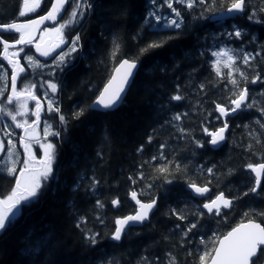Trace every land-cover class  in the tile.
Masks as SVG:
<instances>
[{"label":"trees","instance_id":"trees-1","mask_svg":"<svg viewBox=\"0 0 264 264\" xmlns=\"http://www.w3.org/2000/svg\"><path fill=\"white\" fill-rule=\"evenodd\" d=\"M52 2L44 0L38 14L20 17L18 13L22 11L23 0H0V25L24 22L44 15L50 10ZM89 2L93 7L84 18L63 30L64 34L69 31L70 37L79 32L81 47L74 55L72 65L64 73H57L60 83L59 106L68 123L67 131L61 127V137L52 139L57 153L53 164L55 179L50 176L47 181L42 180L38 197L23 209L6 231L0 233V264H137L143 256L155 264H168V253L176 258V264H200V255L207 250L200 244L201 237L205 240L210 237L221 239L233 228L250 220L264 225V215L261 214L264 213V189L259 190V195H243L255 179L247 165L264 162V129L255 122L260 120L264 123V116L254 106L228 117L229 132L225 143L218 149L207 143L211 137L205 135L200 127L205 124L214 130L213 125L220 126L223 119H216L219 113L213 111V101L227 103L225 84L212 69L214 41L253 54L261 52L264 57V23L247 18L249 10L253 9L257 10V19L264 18V12L259 11L264 8V0H247L243 15L219 23L211 21L213 13L201 16L202 6L192 10L181 7L184 23L177 30L179 34L173 30L145 27L139 35L137 33L145 16L154 8L150 0ZM159 3L167 8L163 0H159ZM175 6L180 7L179 4ZM227 6V0L223 3L215 0L213 12L225 11ZM71 10L70 0L60 23L68 19ZM234 26L244 31L243 40L222 35L225 31H232ZM19 35L4 33L2 37L7 42H15ZM168 35L174 38L163 47L140 53V49L150 41ZM134 36L136 39H133ZM113 41L120 45L115 56L112 55ZM24 49L32 55L30 46ZM2 55L3 48L0 46V63L3 64ZM123 59H137L140 70L121 107L105 113L89 108L79 119H74V112L97 99ZM260 60L261 57H257V61ZM255 67L264 76V62L256 63ZM5 68L9 75L8 80L3 81L4 86L8 85L6 96L11 93V87L10 71L7 66ZM26 68L22 75L27 77L24 83H36L37 88L31 91L47 103L41 95L43 90L39 89V81L51 77H48V73L43 76L41 72L28 68L27 63ZM244 70L249 76L253 75L251 69ZM227 71V68L221 69L222 73ZM201 84L205 85L203 91L199 87ZM247 86L253 90L250 99L254 97L258 106L264 107V96L258 95L264 89V84L249 83ZM231 87L228 85V88ZM17 91H23L19 81ZM177 91L184 96L183 100L171 99ZM22 100L31 102L34 110L36 102L27 98ZM0 107L15 111L18 105L15 100L12 104L2 100ZM42 113L45 119V109ZM176 113L187 115L182 116L180 121H172ZM29 116L33 120L32 112ZM50 116L49 121H53L55 129L60 123L59 116L55 113ZM24 118H17V121L22 122ZM4 122L10 126L8 131L15 133L13 141L17 143V153L20 155L17 157L15 154L14 161L20 162L16 163V172L12 175L7 174L6 167L0 168V199L11 195L23 168L22 162L26 159L24 148L18 142L24 136L23 129L16 128L10 117L0 112V129L4 128ZM180 127L190 135L181 138ZM0 135L7 149V137L3 136L2 131ZM150 136L151 142L148 139ZM254 136L260 138V144L255 143ZM193 137L204 141V147H196L192 143ZM249 143L253 145L251 151L247 148ZM161 144H165L164 152L168 160L180 163V169L171 164L168 171H158L167 163L152 160L154 155L158 156ZM141 146L142 152L138 151ZM5 158L6 155L0 159V165ZM213 166L215 175L208 176L205 170ZM141 172L143 179L138 178ZM92 175L99 181L95 191L91 187ZM129 176L133 177L135 184L128 179ZM190 180L198 185L211 180L212 183L208 185L211 193L208 196L215 198V194L223 192L232 198V206L223 210L221 216L208 215L202 208L204 199L194 197L187 187ZM132 190L137 191L145 202L158 197L157 210L144 225L133 227L121 241H113L110 237L115 228L114 219L136 212L130 200ZM114 198L120 201L118 207L111 204ZM97 199L104 203L103 209L96 207ZM171 209H184L187 220H177L176 216L170 214ZM200 211L205 215H196ZM98 215L103 218V224L96 219ZM81 217L87 222L78 228ZM197 220V228L188 234L190 242L182 238L185 225ZM177 224L181 228H176ZM89 229L100 233L95 245L85 239V232ZM217 244L218 240L211 244V248L217 247ZM210 259L211 256L207 263ZM255 261L256 264H264V253Z\"/></svg>","mask_w":264,"mask_h":264},{"label":"snow or ice","instance_id":"snow-or-ice-1","mask_svg":"<svg viewBox=\"0 0 264 264\" xmlns=\"http://www.w3.org/2000/svg\"><path fill=\"white\" fill-rule=\"evenodd\" d=\"M151 4L156 5V0H150ZM224 0H221L223 3ZM69 3V0H54L51 4V9L47 12L46 15H43L39 18V20L31 19L26 23H17L15 21L0 25V29H4L5 31L14 30L15 32L20 33L19 39L15 41V44L27 45L31 44L33 37L32 33L35 31L34 26H38L43 21H56L58 14L64 9L65 4ZM184 5L188 10H192L197 6H202L201 16L204 13H216L213 12V7L215 0H163V4L167 6L168 9L171 10V15L165 16L160 13V5H156L155 10H150L144 18V22L141 25V28L138 30L137 35L140 34L144 30L145 27L148 28H156L160 26L163 29H172L173 31L180 30L184 23V17L182 12L173 6V4ZM246 3L247 0H227V8L226 12L229 15L241 14L246 11ZM40 6V0H23L24 10L20 11L18 15L20 17L25 16L28 12H33ZM72 10L68 14V19L63 23H60L58 26L45 28L44 32H55L59 36V43L54 46L52 51L55 48H60L61 45H67L66 48H61L59 52L56 53L55 56H52L51 64H40L39 61H35L32 55H29L25 52L24 56L21 59H24L28 65L33 64L34 62L39 66L41 70L44 68H54L55 72H49L48 75L51 79H41L39 81V89L43 90L42 96L43 99L47 102V111L49 113H55L59 116V126L54 129L53 123L48 119L43 120V138L39 137L37 134V127L41 121V111L42 105L40 98L34 94L31 89L37 88V84L32 81H28L24 83L27 79L26 76H21L22 73L25 72V67L20 63V59H14L20 56V52H24V48H20L18 51H9V43L5 41L0 35V43H3V52L4 59L7 60L8 64L11 65L12 71L10 76V87L11 93L5 96V91L7 90L8 85L6 84L3 88H0V99L3 100L4 103L12 104L15 100L18 107L15 111L6 110L0 107V112H5L6 115L10 117V119L15 123L16 128H22L24 131V136L18 139V142L23 146L25 150V154L27 155V159H25L23 163V168L21 169L19 176L24 177L27 172L28 175L25 177L23 181L20 178H17L15 181V188L12 190L11 195H8L6 199H0V232L6 231L16 219L18 215H20L23 209L29 205L34 198L38 197L39 190L42 187V180L47 181L51 176L55 179V174L53 170V164L56 160V145L52 141L48 140V137H54L59 139L61 137L60 128L62 127L64 131H67V118L61 113L59 100L56 96L57 90L60 86L59 80L57 78V73H64L66 68H69L72 65L75 57L74 53H78L80 50V34L76 32L71 36V39L68 40L64 36L63 30L65 28L71 27L80 20H82L85 14L92 9L93 5L89 2V0H71ZM260 12H264V8L259 9ZM224 13H220L223 15ZM248 20L256 23H264V18L257 19V10H249ZM177 34L178 31H177ZM222 35L226 36L229 39L235 38L237 40H243L245 37V33L242 29L233 27L232 31H227L222 33ZM174 37L172 35H168L158 40L150 41L146 47L140 49V53L144 54L150 49L163 47L164 44ZM43 39V37L41 38ZM133 39H136L134 36ZM113 53L115 56L117 50L120 45L113 41ZM15 45H12L14 47ZM36 50L40 52L42 56L48 57L51 55V52L48 50H42L41 45L37 43L35 45ZM211 56L215 58L212 61V69L216 73V76L220 78V81L225 84L224 91L228 92L227 103L221 104L217 101H213L215 104V109L219 113V116L216 117L217 120H221V118L230 117L232 114H239V112L247 111L253 109L254 106L256 110L260 112L261 116H264V107L258 106V101L253 97L250 99V90L247 86L249 83L256 85L258 82L260 84H264V76H262L260 71L256 70L255 64L264 62V57L261 56V52H245L243 49H234V48H226L220 47L218 49L211 51ZM257 57H261L260 61H257ZM138 59V58H137ZM137 59L128 60L123 59L121 62V67H125L128 69L123 77L121 78L120 86L115 89V91L111 92V95H108L109 90L112 87V82L110 81L97 97L95 101L91 105H85L81 107L79 111L73 113L74 119H79L85 112L86 109L91 108L93 111L99 109H103L104 111H112L115 110L120 104L124 101V96L121 93H125V86L130 87L131 81L130 77L133 76L132 69L137 67ZM239 61V63H237ZM255 62V63H254ZM223 63L224 67L228 69L226 73H222L219 65ZM74 66V65H73ZM5 66L0 63V70H3ZM244 69H251L253 75L249 76L248 72ZM119 71V69H117ZM239 77V78H237ZM9 75L6 70L0 72V80H8ZM114 79V78H113ZM18 81L20 83V87L23 91L18 92ZM228 85H231V88H228ZM200 90L203 91L205 88L204 84H201ZM27 94L32 100H35V107L32 111V115L36 117L35 121L29 123L28 120H24L23 122L17 121V116H25L28 114V109L25 102L22 100V97ZM260 96H264V89H261L258 93ZM174 101H181L184 99V96L179 94L173 95L171 97ZM209 113L208 115H211ZM187 113H176L171 120L172 121H180L182 116H186ZM260 125L261 129H264V123L260 120L255 121ZM176 126V125H173ZM10 126L5 125L3 129L0 131L3 132V136L7 137V145L9 146L5 149V140L0 138V153H5L7 157H11L15 150V143H13V137L15 133L13 131H8ZM202 132L211 137L207 143H210L213 146H219L220 142L226 139L225 132L229 128V122L227 119H223L220 126L213 125L214 130H210L209 127L205 126V124H201ZM247 127V125L245 126ZM179 131L181 132V138L184 136L190 135V133L185 132V129L180 127ZM250 135H252L250 133ZM256 144H260V138L258 136L253 137ZM149 142H151L152 137L150 136ZM36 142L39 144L40 148L44 150L43 159L38 162V166L36 163H30L36 161V155L31 151L32 142ZM192 143L196 145V147L202 148L204 147L205 142L192 138ZM165 144H161L159 146V154L154 155L152 157L153 161L164 160L167 163L163 164L158 171L166 172L168 171V167L171 164H175L176 169L181 168V164L175 162L174 160H168L167 155L164 152ZM248 150L251 151L253 145L251 143L247 146ZM138 151H143V146H141ZM17 157L20 153H16ZM0 159H4V156H0ZM20 161H14L12 167L7 169V174L12 175L16 172V163ZM3 166H0L2 168ZM143 167V165H141ZM247 168L251 170L252 173L255 174L254 182L248 188L247 191L243 193L244 196L249 195V193L259 195L260 191L264 189L262 186L261 177L264 175V162H260L257 164H248ZM208 176H214V166L209 167L205 170ZM139 179H143V173L139 174ZM129 180H132L133 184L136 181L133 177L129 176ZM171 183V181H167ZM212 183L211 180H208L207 184L198 185L196 181L190 180L187 182V187L191 189V194H194L195 197H205V194L210 192V188L208 185ZM99 184V181L93 178L91 182V187L93 191H95L96 185ZM151 187V185H148ZM131 199L139 205V209L135 212V214L127 215L124 217H116L114 219L115 228L111 232V239L113 241L119 242L122 237L127 235L128 232L131 231L132 227L135 224H143L149 218V213L156 206V199L153 198L147 203H142L139 199H137V191L132 190L130 192ZM235 199V198H233ZM233 200L225 197L223 192H219L215 194V198L211 196L206 197L202 201V208L207 210L208 215L221 216V206L224 208H229L232 206ZM111 204L113 207H118L120 201L118 198H114L111 200ZM96 207L98 209L104 208V203L97 199ZM184 209H171L170 214L176 216L177 220L185 221L187 220V216L184 214ZM264 215V213H261ZM196 215L203 216L204 212H197ZM247 216L248 213H245ZM96 219L103 224L104 220L101 216H97ZM86 220L81 217L80 223L77 224V227H81V224H86ZM199 221H192L185 225L186 231L182 230V238L189 240V233L192 232L193 229L197 228ZM176 228H181L180 224L175 225ZM83 230V229H82ZM100 235L98 232H91V230H87L85 232V239L92 245L97 244V237ZM218 240V247L211 248V244L216 243ZM200 244L205 246V251H203L202 255H200V264H207L208 257L211 256V264H256L255 257L259 254L264 253V227L260 224H257L253 221H249L247 224L241 223L239 226L232 229V231L228 232L223 236L222 239L218 237L212 238L210 237L208 240H205L203 237L200 239ZM214 252V255L212 253ZM170 259L168 264H176V258L171 254H167ZM191 255V253H189ZM159 259L158 257L156 258ZM118 264V262H117ZM137 264H155L154 261L149 260L147 256L141 257L140 261Z\"/></svg>","mask_w":264,"mask_h":264},{"label":"water","instance_id":"water-1","mask_svg":"<svg viewBox=\"0 0 264 264\" xmlns=\"http://www.w3.org/2000/svg\"><path fill=\"white\" fill-rule=\"evenodd\" d=\"M53 2H54V0H53ZM52 2V3H53ZM67 7H68V3L67 4H65V6H64V9L61 11V13L60 14H58V16H57V19H56V21H43L42 23H40L38 26H34L35 27V31L32 33V37H33V40H32V43L31 44H27V45H33L34 46V48H35V50H36V47H35V45H36V40L39 38V36H40V34H41V32L45 29V28H47V27H52V26H54V25H56L58 22H60L61 20H62V18L64 17V15H65V13H66V10H67ZM51 9V8H50ZM222 13V12H221ZM223 15H220V13H217V14H215L213 17H212V21L213 22H217V21H226V20H229V19H231V18H234V17H236V16H239V15H242L243 13H241V14H236V15H229V14H227V12L226 11H223ZM47 14V13H46ZM46 14H44V15H46ZM43 16V15H42ZM41 16H39V17H36V18H33V19H36V20H39V18H40ZM31 20V19H30ZM28 21V20H27ZM27 21H24V22H18V23H26ZM4 33H18V32H15L14 30H8V31H5L4 29H0V35L1 34H4ZM9 43V42H8ZM59 43V41L58 42H55V43H53V41L51 40V39H47L44 43H42V44H40L41 45V49L42 50H48V51H50L51 52V55L50 56H48V57H45V56H42L41 54H40V52H38L37 50H36V53H37V55L41 58V59H43V60H47V59H51V57L52 56H55L56 55V53L57 52H59L60 50H61V48H65L66 47V45H61V47L60 48H55V50L54 51H52V49L54 48V46L56 45V44H58ZM0 45H2V47H3V43H0ZM9 45H10V47H9V50L10 49H17V48H22L23 46H25V45H20V44H15V43H9ZM12 45H15L14 47H12ZM25 54V51L24 52H20V56L19 57H21V56H23ZM20 59V58H19ZM20 63H21V65L23 66V64H22V59H20ZM121 65V63L118 65V67L115 69V71H114V73H113V75H112V77H111V79H110V81L112 82V87H111V89L109 90V93H108V95H111V92L112 91H115V89L117 88V87H119L120 86V83H121V78L123 77V75L125 74V72L128 70L127 68H126V66L125 67H121L120 66ZM117 69H119V71H117ZM139 70H140V64L139 63H137V67L135 68V69H132L131 71H132V73H133V76L132 77H130L129 79H130V81H131V86L133 85V82H134V80H135V78H136V76H137V74H138V72H139ZM114 78V79H113ZM109 81V82H110ZM108 82V83H109ZM107 83V84H108ZM106 84V85H107ZM105 85V86H106ZM131 86L130 87H128V86H125V91H126V95H125V93H121V95L122 96H124V101H125V98L127 97V94H128V92H129V90H130V88H131ZM104 89V88H103ZM103 91V90H102ZM26 96H28V95H24L23 97H26ZM29 97V96H28ZM30 98V97H29ZM123 101V102H124ZM123 104V103H122ZM122 104H120V106L119 107H121V105ZM119 107H117L116 109H118ZM115 109V110H116ZM97 111H100V112H107V111H104L103 109H97ZM234 115H237V114H232L231 116H234ZM230 116V117H231ZM228 117H225V118H222V119H227ZM229 128H230V126H229ZM229 128H228V130L225 132V137L227 138V134H228V132H229ZM225 141H226V139L224 140V141H222V142H220V144H219V146H213V145H211L214 149H218V148H220L224 143H225ZM255 175V174H254ZM261 182H262V184H263V182H264V175H262V177H261ZM191 190V189H190ZM210 191H211V189H210ZM210 193V192H209ZM209 193H207V194H205V197L209 194ZM193 196H194V194H193ZM195 197V196H194ZM205 197H196V198H198V199H203V198H205ZM226 197V196H225ZM137 199H139L142 203H147V202H145V201H142L141 199H140V195H139V193L137 192ZM229 199V198H228ZM130 200L132 201V203L136 206V208H137V210L139 209V205H137L136 204V202L134 201V200H132L131 199V195H130ZM157 207H158V199H156V206L152 209V211L149 213V218H148V220H146L143 224H135L134 225V227H140V226H142V225H144L146 222H148L149 220H150V218H151V216L155 213V211L157 210ZM223 209H228V208H224L223 206H221V212H222V210ZM136 210V211H137ZM206 213H207V210L206 209H203ZM135 214V213H134ZM249 222V221H248ZM248 222H245L244 224H247ZM253 222H255V223H257V224H260L262 227H264V225L262 224V223H260V222H257V221H253ZM239 226V225H238ZM133 228V227H132ZM232 231V230H231ZM222 239V238H221ZM219 246V244L217 245V247ZM214 255V254H213ZM259 256V255H258ZM257 256V257H258ZM257 257H255V258H257ZM254 258V259H255ZM207 264H211V259H210V261L207 263Z\"/></svg>","mask_w":264,"mask_h":264},{"label":"rangeland","instance_id":"rangeland-1","mask_svg":"<svg viewBox=\"0 0 264 264\" xmlns=\"http://www.w3.org/2000/svg\"><path fill=\"white\" fill-rule=\"evenodd\" d=\"M42 3H43V0H40V6L38 7V8H36V10L35 11H33V12H28L25 16H30V15H33L34 13H36L39 9H40V7H41V5H42ZM156 5H160L161 6V8H160V13H161V15H165V16H168V15H171V10L170 9H168V8H165L162 4H160L159 3V0H156ZM156 5H154V8H153V10H155V7H156ZM176 4L174 3L173 4V6L174 7H176V8H178L180 11H181V7H185L184 5H180V7H178V6H175ZM166 6V5H165ZM167 7V6H166ZM22 10H24V7H22ZM166 12V13H165ZM165 13V14H164ZM155 29H163V28H160V26H157ZM67 30V29H66ZM163 30H172V29H163ZM2 35V34H1ZM43 37V39H41ZM58 37V34L57 33H55V32H47V33H45V32H43L42 33V35H41V37L39 38V40H41V42L40 43H44L47 39H51V40H54L55 38H57ZM38 40V41H39ZM215 43H214V45H215V47L212 49V50H215V49H218V48H220V47H226V48H232V47H230V46H228V45H225V43H223V42H218V41H214ZM9 43H15V42H9ZM26 46V45H25ZM25 46H23L22 48H24ZM20 48H17V49H10L9 51L10 52H12V51H18ZM3 54H4V52H3ZM29 55L31 54V53H28ZM76 53H74L73 54V56L75 55ZM4 56V55H3ZM33 57H34V55H32ZM34 60L35 61H39V60H37L35 57H34ZM27 63V62H26ZM39 63L40 64H45V63H41L40 61H39ZM52 62H50V63H47V64H51ZM28 65V64H27ZM31 68V69H33V70H35L36 72H41L42 74H43V76L46 74V73H49V72H55L56 70L54 69V68H44L43 70H41L40 68H39V66L34 62L33 64H31V65H28V68ZM219 67H220V69H223V68H225L224 67V64L223 63H221L220 65H219ZM4 70H6V68H4L3 70H0V72H2V71H4ZM7 71V70H6ZM8 73V72H7ZM48 77H49V75H48ZM3 81L4 80H0V88L2 87H4V83H5V81H4V83H3ZM58 91H59V88H58V90H57V93H56V96L58 97ZM41 92H43V91H41ZM25 102V104H26V106H27V109H28V114L27 115H25V116H17V118L18 119H22L23 117H25L23 120H21L22 122L24 121V120H28L29 121V123H31L32 121H35L34 119H35V117H34V115H33V120L30 118V116H29V114L33 111V107L31 106V102H29V101H24ZM2 103V99H0V104ZM32 110V111H31ZM46 113H47V115H46V117H45V119L47 118L48 120H50L51 119V116H50V114H53V113H49L47 110H46ZM52 123H53V121H51ZM5 123V125L7 124L6 122H4ZM42 129H43V123H40L39 124V126L37 127V134H38V136L39 137H41V138H43V131H42ZM18 136L16 135V140L18 139L17 138ZM0 138H2L1 137V135H0ZM54 137H51V136H49L48 137V140H52ZM13 143H15V145H16V147H15V150H14V152H13V155L9 158V157H7L6 156V158H5V160H4V162L0 165V166H3V167H6L7 169L8 168H10V167H12V164H13V162H14V158H15V154L17 153V143L16 142H14L13 141ZM31 151L36 155V161L35 162H31L30 161V163H36L37 164V166H38V162L40 161V160H42L43 159V156H44V150L42 149V148H40V146H39V144L38 143H36V142H32V146H31ZM3 155V153H0V156H2ZM3 156H5V154L3 155ZM25 158L27 159V155L25 154ZM27 175H28V173L26 172L25 173V176L24 177H20L19 176V178L21 179V181H23L24 179H25V177H27Z\"/></svg>","mask_w":264,"mask_h":264},{"label":"bare ground","instance_id":"bare-ground-1","mask_svg":"<svg viewBox=\"0 0 264 264\" xmlns=\"http://www.w3.org/2000/svg\"><path fill=\"white\" fill-rule=\"evenodd\" d=\"M100 3V2H99ZM96 6V5H95ZM96 8V7H95ZM101 8V7H100ZM101 11V10H100ZM226 11V10H225ZM223 12V11H222ZM221 13V12H220ZM212 17V16H211ZM219 23V22H218ZM220 28H223V27H219V29ZM218 29V30H219ZM195 32V31H194ZM215 32H217V31H215ZM220 32H221V30H220ZM225 32H227V31H225ZM224 33V32H223ZM215 35V34H214ZM200 38H202V37H200ZM206 39V38H205ZM207 40V39H206ZM202 41V40H201ZM198 42V41H197ZM206 43V42H205ZM211 43V42H210ZM212 44V43H211ZM203 46V45H202ZM206 46V45H205ZM203 48V47H202ZM208 48V47H207ZM204 50H205V48H204ZM190 59V58H189ZM195 63V62H194ZM124 103V102H123ZM120 108V107H119ZM132 109V108H131ZM97 111V110H96ZM108 112V111H107ZM102 113H105V112H102ZM138 113V112H137ZM136 114V113H135ZM129 116H131V115H129ZM140 116V115H139ZM94 118V117H93ZM94 121V120H93ZM99 122V121H98ZM93 123V122H92ZM92 125V124H91ZM208 156V155H207ZM79 159V158H78ZM69 160V159H68ZM74 160V159H73ZM72 162V161H71ZM70 166V165H69ZM80 166V165H79ZM78 166V167H79ZM75 167H77V166H75ZM85 167V166H84ZM66 168V167H65ZM81 168V167H80ZM68 169V168H67ZM88 169V168H87ZM86 170V169H85ZM90 170V169H89ZM80 171V170H79ZM93 172V171H92ZM88 173H89V171H88ZM94 173V172H93ZM82 174V173H81ZM76 175H78V174H76ZM83 175V174H82ZM81 175V176H82ZM86 175V174H85ZM86 177H88V176H86ZM89 177H91V176H89ZM92 177H93V175H92ZM66 178V177H65ZM85 178V177H84ZM94 178V177H93ZM87 179V178H86ZM89 180H91V179H89ZM79 181H81V180H79ZM87 181V180H86ZM83 182V181H82ZM91 182V181H90ZM211 189V188H210ZM166 192V191H165ZM175 192V191H174ZM177 192V191H176ZM175 192V193H176ZM164 193V192H163ZM171 193V192H170ZM210 193H211V191H210ZM178 194V193H177ZM163 195V194H162ZM184 195H186V194H184ZM225 195V194H224ZM174 196V195H173ZM226 196V195H225ZM104 197H106L105 195H104ZM227 198H229V199H232V198H230V197H228V196H226ZM155 199H158L159 200V198L158 197H156ZM164 199V198H163ZM168 199V198H167ZM166 200V199H165ZM169 200H171V199H169ZM136 228H138V227H136Z\"/></svg>","mask_w":264,"mask_h":264},{"label":"flooded vegetation","instance_id":"flooded-vegetation-1","mask_svg":"<svg viewBox=\"0 0 264 264\" xmlns=\"http://www.w3.org/2000/svg\"><path fill=\"white\" fill-rule=\"evenodd\" d=\"M67 33V34H66ZM64 36H66V39H68V40H70L71 39V37H70V32L69 31H67V32H65V34H64ZM72 36V35H71ZM69 37V38H68ZM50 39V38H49ZM52 39V38H51ZM54 40H56V41H59V36L57 37V38H55ZM39 43V42H38ZM66 47H67V45H66ZM65 47V48H66ZM31 48L33 49V47L31 46ZM35 55V57L37 58V56H36V54H34ZM17 58V57H16ZM16 58H14V59H16ZM38 59V58H37ZM11 69V68H10ZM11 71H12V69H11ZM41 95H42V92H41ZM42 117H43V114L41 115V120H42ZM40 123H41V121H40ZM39 123V124H40Z\"/></svg>","mask_w":264,"mask_h":264}]
</instances>
